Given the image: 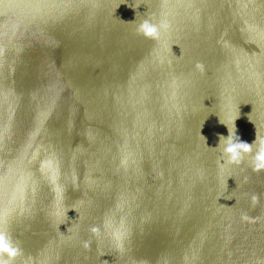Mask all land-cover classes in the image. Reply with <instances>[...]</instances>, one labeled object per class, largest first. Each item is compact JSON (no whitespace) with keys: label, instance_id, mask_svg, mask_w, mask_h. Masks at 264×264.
I'll return each mask as SVG.
<instances>
[{"label":"water","instance_id":"1","mask_svg":"<svg viewBox=\"0 0 264 264\" xmlns=\"http://www.w3.org/2000/svg\"><path fill=\"white\" fill-rule=\"evenodd\" d=\"M239 113L264 135V0H0L15 264H264V171L215 149Z\"/></svg>","mask_w":264,"mask_h":264},{"label":"clouds","instance_id":"2","mask_svg":"<svg viewBox=\"0 0 264 264\" xmlns=\"http://www.w3.org/2000/svg\"><path fill=\"white\" fill-rule=\"evenodd\" d=\"M136 21H137V13H136L135 21H129V22H136ZM167 27L168 25L166 22L157 21L154 15H149V16H145L136 24V31L139 34L145 36L146 38L159 41L161 32L163 30H166ZM196 67L199 69L201 68V65L197 64ZM239 116L240 113L230 122H225L220 118L219 122L224 124L228 129L227 136H224L223 134H218L219 143L218 146L215 147V149L219 150L221 154V160L223 161V163L220 166L221 168H224L227 165H240L245 159H247L249 165L254 171L257 172L264 171V135L259 134L255 125L256 128L255 139L251 143L242 140L240 135L238 134V129L235 123L236 120L239 118ZM202 136L204 137V140L206 142L207 138L204 135ZM226 183L228 184V180ZM70 209H74L78 214L77 209L75 207L66 208L64 215L68 218V221L70 220V217L68 216V212ZM71 227L72 224L68 227L67 231ZM91 231L93 233H96L97 229L93 227L91 228ZM82 243H83V247L87 249L90 247L91 241L84 240ZM20 255H22V249L19 243L13 238L11 232L6 228H0V264H15L16 258Z\"/></svg>","mask_w":264,"mask_h":264}]
</instances>
